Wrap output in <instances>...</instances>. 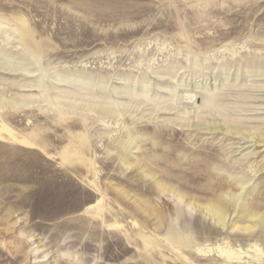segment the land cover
<instances>
[{"label":"rangeland","instance_id":"1","mask_svg":"<svg viewBox=\"0 0 264 264\" xmlns=\"http://www.w3.org/2000/svg\"><path fill=\"white\" fill-rule=\"evenodd\" d=\"M258 212L264 0H0V264H264Z\"/></svg>","mask_w":264,"mask_h":264},{"label":"bare ground","instance_id":"2","mask_svg":"<svg viewBox=\"0 0 264 264\" xmlns=\"http://www.w3.org/2000/svg\"><path fill=\"white\" fill-rule=\"evenodd\" d=\"M193 171V170H192ZM209 172V171H208ZM193 182V181H192ZM223 185V184H222ZM214 188V187H213ZM227 189V188H226ZM219 190V189H217ZM222 190V189H221ZM214 192L212 191V193L209 194V207H205L203 208L202 212L205 214V216L210 217L211 219H213L216 222H225L226 221V217L228 212L230 211V202L226 201L222 198H219L218 196L214 195ZM188 206H195L196 208H200V206L192 204V203H187ZM259 211V209L257 210ZM259 213V212H258ZM251 226H245V227H239L236 225V223H233V228L237 229V230H250L253 227L260 225L263 221H264V212L259 213L258 216L255 215H251ZM163 242L165 243V245H171L170 244V240L165 239L163 240ZM217 246V245H216ZM198 252L201 254H207V253H212L214 252V255H216L217 257L221 258L222 260H224L225 262H229L232 263V261L234 259H240L236 254L233 253V251L229 250V249H221L219 247H217L216 249H198Z\"/></svg>","mask_w":264,"mask_h":264}]
</instances>
